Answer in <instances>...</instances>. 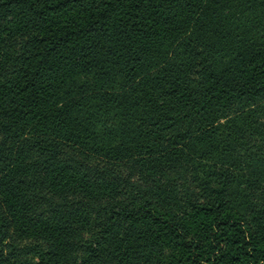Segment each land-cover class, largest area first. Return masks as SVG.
Here are the masks:
<instances>
[{"label":"trees","instance_id":"16d2710c","mask_svg":"<svg viewBox=\"0 0 264 264\" xmlns=\"http://www.w3.org/2000/svg\"><path fill=\"white\" fill-rule=\"evenodd\" d=\"M0 264H264V0H0Z\"/></svg>","mask_w":264,"mask_h":264}]
</instances>
